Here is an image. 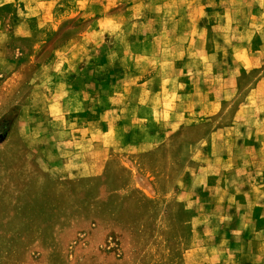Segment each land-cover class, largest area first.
<instances>
[{"label":"rangeland","instance_id":"obj_1","mask_svg":"<svg viewBox=\"0 0 264 264\" xmlns=\"http://www.w3.org/2000/svg\"><path fill=\"white\" fill-rule=\"evenodd\" d=\"M0 264H264V0H0Z\"/></svg>","mask_w":264,"mask_h":264}]
</instances>
